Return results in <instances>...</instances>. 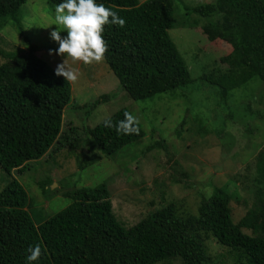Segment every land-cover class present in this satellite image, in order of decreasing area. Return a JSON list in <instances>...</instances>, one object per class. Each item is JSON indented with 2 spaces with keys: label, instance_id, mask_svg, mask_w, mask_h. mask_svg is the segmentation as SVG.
I'll use <instances>...</instances> for the list:
<instances>
[{
  "label": "trees",
  "instance_id": "1",
  "mask_svg": "<svg viewBox=\"0 0 264 264\" xmlns=\"http://www.w3.org/2000/svg\"><path fill=\"white\" fill-rule=\"evenodd\" d=\"M29 0H0V19L13 24L20 7ZM56 5L60 0H46ZM116 11L123 27L111 23L101 33L107 45L103 60L117 78L120 88L134 101L174 91L191 81L168 31L173 26L172 0H97ZM215 22L201 26L211 43L229 45L219 58V67L202 79L220 89L223 99L253 79L264 82V0H213L191 10ZM111 19V18H109ZM16 29L22 35L21 27ZM27 50L9 56L0 65V168L11 178L0 192V264H26L31 246L41 255L32 264H156L178 257L182 264H208L205 238L240 252L248 264H264V190L238 222L231 218V196L215 188L202 200L195 214L180 216L176 204L148 213L126 227L115 216L111 195L104 185L67 193L72 203L40 225L29 214V197L12 177L27 169L29 162L43 157L60 140L63 111L71 100V87L58 77L38 49L23 37ZM221 45V46H222ZM108 99L99 97L91 106ZM126 109L86 129L89 140L77 143L82 152L77 168L82 170L110 158L144 137L136 123L133 134H117L115 125ZM81 141V140H79ZM152 148H164L163 141ZM149 150V148H148ZM258 181L264 185V145L256 157ZM250 230L252 235L242 232Z\"/></svg>",
  "mask_w": 264,
  "mask_h": 264
},
{
  "label": "rangeland",
  "instance_id": "2",
  "mask_svg": "<svg viewBox=\"0 0 264 264\" xmlns=\"http://www.w3.org/2000/svg\"><path fill=\"white\" fill-rule=\"evenodd\" d=\"M144 1L138 0V4ZM212 1L172 0L173 26L168 34L189 74L191 82L184 87L134 101L120 88L103 59L89 64L70 58L65 61L79 75L68 81L71 100L63 111L62 135H70L71 127L76 131L40 159L29 162L24 172H12L29 197V214L36 225L72 203L65 194L100 185L110 192L113 212L126 227L169 202L176 204L180 216L195 214L215 188L230 194L233 222L253 207L257 190H264L256 173V157L264 145V82L253 79L223 99L217 86L201 80L219 67L217 61L231 48L209 42L202 33V25L220 16L204 18L191 12ZM54 8L46 0L24 3L13 18L22 35L11 18L0 19V65L9 56L27 50L23 37L37 47V56L52 69L63 62L64 57L55 53L58 44L49 35L52 29L62 28L55 25ZM60 35L67 33L61 31ZM103 95L108 99L92 107ZM123 108L136 118L144 137L113 157L78 169L76 158L82 150L77 143L83 146L89 140L85 130ZM159 141L164 148L151 149ZM10 180L0 168V192ZM242 232L252 235L247 229ZM204 242L208 264H248L240 252L213 238ZM156 264L182 262L172 257Z\"/></svg>",
  "mask_w": 264,
  "mask_h": 264
},
{
  "label": "clouds",
  "instance_id": "3",
  "mask_svg": "<svg viewBox=\"0 0 264 264\" xmlns=\"http://www.w3.org/2000/svg\"><path fill=\"white\" fill-rule=\"evenodd\" d=\"M54 20L55 25H62V28L52 29L50 39L58 44L55 53L64 57L63 62L56 65L54 74L66 81H75L79 75L77 69L65 63L66 60L70 58L73 62L81 61L84 64L102 60L107 50L101 35L103 26L111 23L123 27L125 23L116 11L105 7L103 3H97V0H60L54 8ZM61 31H65L67 35L62 37ZM52 53L53 50L50 49L49 55ZM136 123V118L125 112L124 119L117 122L115 130L117 134H133L137 131ZM104 125L113 127L108 119L104 121ZM40 255V246H31L25 257L26 264H32Z\"/></svg>",
  "mask_w": 264,
  "mask_h": 264
}]
</instances>
